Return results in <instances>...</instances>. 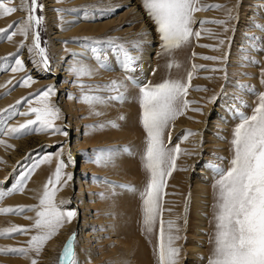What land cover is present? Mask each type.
<instances>
[{"label":"rangeland","instance_id":"obj_1","mask_svg":"<svg viewBox=\"0 0 264 264\" xmlns=\"http://www.w3.org/2000/svg\"><path fill=\"white\" fill-rule=\"evenodd\" d=\"M116 1L37 0V4L42 6V10L37 7L33 14L42 17L43 22L38 29L30 30L27 38L19 31L12 36L11 40L6 37L12 31L10 26H15L17 22L27 21L29 15L27 9L31 7V0H13L9 6L15 7L17 11L7 17H0V37H4L0 39V113L13 106L20 112H28L30 107L43 108V104L36 103L35 97L48 88L54 89V94L50 95L48 103L60 110V118L54 120L52 128L46 131L41 132L36 126H33L34 131L25 134L22 138L9 137L0 131V141H3L0 147H5L9 153L17 154L16 156L21 155L18 157L12 173L10 175L4 173V178L0 179V191L10 189L15 178L33 163L39 162L45 156L52 155L50 163L39 164V167L35 169L27 181L23 193L8 195L0 202V209L21 207L25 209L20 214H0V218L5 220H3L4 225L0 227V232L13 227L28 230L26 234L14 232L7 238L0 237V249L30 248L29 242L32 236L39 233L34 228L36 212L28 209L39 208L44 186L49 177L54 174L60 160H63L66 167L62 173L61 183L57 185L58 191L54 202L61 210L75 211L76 216L71 222H65L54 235V237L62 235L63 241L55 255H48L47 264H61V250L64 249L71 236L76 238L74 239V252L77 264H83L82 260H79L82 240L85 238L84 233L90 232L87 234L88 241L93 235L91 222L94 217L92 216L100 213L96 208L99 201L103 197L115 196V194L128 191H125L126 187H124L128 186V181L116 175L115 172L113 173L112 170L122 171V165L125 162L122 163V161L125 159L131 161L134 149L121 141H114L110 135L121 131V128L124 127L126 115L122 101L128 99L130 94L124 88L118 93L112 89L111 85L113 82H117L125 86L124 82H126L131 84L134 89L137 87L139 80L137 78H141L139 75L141 73V69H139L142 62L141 56L149 45L146 41L147 34H144L145 30H141L142 23L148 25L149 35L153 40L150 60L154 57L157 60L161 58V61L167 63L166 68L169 65L168 71H181L183 77L187 74L186 81L189 86L187 91L204 92L209 89L212 91L218 89L220 98L221 93L226 90L224 86L233 77L230 74L233 68L230 67L229 54L235 53V64L238 65L235 72L238 71L240 74L237 80L235 78L237 75L232 78L233 82L236 81V86H234L228 106L229 113L232 112L231 115L235 116L239 123H241L239 114L250 116L253 108L258 105L259 94L264 93V31L257 27V25L264 26V0H198L197 7L208 9L196 11L193 14L192 31L193 33L199 32L200 36L193 35L187 44L167 53L162 47V40L155 24L142 7V0H137V2L140 11L143 12V22L133 17L130 7L129 10L125 6L119 10L113 9ZM213 5L220 7L211 8L210 6ZM205 21L208 23L201 24ZM211 21L223 23H211ZM37 30L41 47L46 48L48 66L45 75L40 72L42 66L39 63V55L29 51L35 39L33 33ZM31 37L34 39L30 40ZM221 40L224 41L223 44L220 43ZM137 44L139 47H134ZM121 46L134 57V63L126 66ZM17 55L24 65V70L17 72L5 70L9 67L6 58H15ZM204 57L216 59H205ZM151 63L153 64L154 60ZM77 68H85L91 74L77 75L75 71ZM190 74L191 80H189ZM28 76H31L33 81L30 86H20L21 81ZM207 80H216L219 85L215 89L212 83ZM120 94L125 97L123 100L117 98ZM86 96L101 97L103 103H96L93 107L84 102ZM25 100L28 102H23ZM219 103L220 100L214 107L218 108ZM225 108L228 109V107ZM94 114L100 117H96ZM28 119H35V114L16 115L7 122V126L18 127L25 124ZM55 128L61 129V132L66 135L55 133ZM79 129L81 132L79 140L74 143L76 139L74 134ZM105 134L107 135L105 136ZM91 141L93 142L91 143ZM7 144L11 147H7ZM205 144L208 145V143ZM74 145L75 149L79 150L74 158L78 159L79 156L80 158L72 168L70 164L67 165L64 158L67 147L69 146L70 149ZM209 145L211 144L209 143ZM209 152L208 156H201V164H206L203 160L209 157L208 167L214 162L224 169L230 167L233 149L229 148L228 153L224 154L212 147ZM229 153L230 155H228ZM101 160L103 162L105 160V164L102 170H99L96 163ZM226 162L228 164H225ZM6 163L7 159L0 156V173ZM83 164L87 169L81 172ZM68 176L71 179H67ZM192 178H194V173L190 171L186 178V184L190 185ZM78 179L79 186L77 185ZM87 189H89V197ZM186 193L189 196L190 188ZM85 194L87 198L84 201ZM89 204L92 209L89 212L91 214L88 215V209L85 206ZM77 206L79 209L76 208ZM188 208V201H186L180 221L182 231H185ZM164 224L166 223L164 222ZM165 227L167 226L165 225ZM214 235L215 232L210 237L208 249L206 243L203 244L202 248L205 253H195L196 256L191 261L187 257L186 249L192 247V240H186L187 237L182 238L184 239L183 243L178 246L181 249L179 264H208L209 258L213 255ZM207 237L209 236L201 237L203 243L206 242ZM93 245L95 246L96 243L94 242ZM46 248L44 245L39 254L29 251L27 258L18 254H0V264H32L33 260L39 264L42 255L51 250ZM35 254L37 255L35 256ZM103 259L96 263L102 264L101 260L103 261ZM91 264L95 263L91 262Z\"/></svg>","mask_w":264,"mask_h":264},{"label":"snow or ice","instance_id":"obj_2","mask_svg":"<svg viewBox=\"0 0 264 264\" xmlns=\"http://www.w3.org/2000/svg\"><path fill=\"white\" fill-rule=\"evenodd\" d=\"M13 0H0V17H7L17 11L11 7ZM198 0H142L148 17L153 21L156 30L162 40V47L165 52L179 48L187 44L190 38L195 35L200 36L199 32L193 33L192 23L193 14L196 11L208 10L207 8L197 7ZM37 7V0H31V7L27 9L29 15L26 22H17L15 26H10L12 31L8 33L7 39L19 31L27 38L30 30L38 29L43 22L42 17L33 13ZM211 8L220 6L213 5ZM208 23V22H201ZM211 23H223L221 21H211ZM261 31L264 26L257 25ZM227 30V29H225ZM34 43L30 52L39 55V63L45 68L48 66L46 48L41 47L39 31L34 32ZM4 37H0L3 39ZM221 44L224 41H220ZM23 47V46H21ZM139 47V45H134ZM124 54L126 66L134 63V57L121 46ZM205 59H216L214 57H204ZM9 67L5 70L17 72L23 71L24 65L17 55L15 58H6ZM36 63V61H33ZM77 75L84 73L91 74L85 68L75 69ZM191 80V74L189 75ZM31 76L26 77L20 86H30ZM11 83V81H9ZM112 89L120 93L125 86L113 82ZM187 86L179 80H166L156 86H140L139 103L142 108V126L147 134L146 147L143 154L144 168L149 173V180L146 187L140 192L143 211L144 224L146 231L152 233L162 212V193L166 186V178L171 176L176 168V160L181 153L177 145L174 149H167L164 143L165 130L188 107V101L184 99L187 93ZM206 90V89H198ZM10 94V93H9ZM54 94L53 88L43 90L35 97L37 104H43V108L30 107L28 112L17 111L15 106L0 113V131L9 137L22 138L25 134L34 131L33 126L43 132L52 128L53 121L60 118V110L52 107L48 103V98ZM123 100L125 97L120 94L117 97ZM23 102H28L27 100ZM84 102L95 106L96 103H103V98L86 96ZM21 103V102H17ZM199 111V109H197ZM35 114V119H28L25 124L18 127H9L7 122L16 115L29 116ZM241 123L235 128L233 133V158L230 167L224 169L212 164L218 179L214 187L217 190L215 213L216 231L214 235L213 255L209 258L208 264H264V93L259 94L258 105L253 108L252 114H239ZM113 126H116L113 124ZM54 132L62 133L61 129L55 128ZM189 135H195L189 133ZM186 137L182 138L185 139ZM3 143V141H0ZM11 147V145H6ZM52 155L43 157L39 162L33 163L27 170L20 173L10 189L0 191V202L8 195L23 193L27 181L34 173L39 164L50 163ZM66 167L63 160H60L54 174L49 177L44 186L43 195L39 201V208L28 210L36 212L34 228L38 230L37 235L31 238L30 248H8L0 249V254H18L27 258L29 251L39 254L45 242L52 238L65 222H71L76 216L75 211L61 210L55 201L57 185L61 183L62 173ZM67 179H71L70 176ZM126 190L136 192L133 186H124ZM24 208L0 209V214H20ZM180 228L174 221H160L157 255L159 264H179L181 249L176 245L181 237L173 234ZM28 230L13 227L0 232V237H5L11 233L26 234ZM74 237L64 247L61 264H77L74 252ZM32 264H36L33 260Z\"/></svg>","mask_w":264,"mask_h":264},{"label":"bare ground","instance_id":"obj_3","mask_svg":"<svg viewBox=\"0 0 264 264\" xmlns=\"http://www.w3.org/2000/svg\"><path fill=\"white\" fill-rule=\"evenodd\" d=\"M122 6L127 7V9L130 7L133 17L143 22V12L140 11L137 0H117L113 9L119 10ZM142 24L141 30H145L144 34H147L146 41L149 45L146 51H144V54L141 56L142 62L139 65L141 67L139 68L141 69V73L139 74L141 78H137L139 80L137 81L138 84L135 89L131 87V84L124 82V89L130 94L128 99H124L122 101L126 115L125 124L124 127L121 128V131H117L112 136L110 135L114 141H121L122 143H125L126 146H131L135 151V153L132 151L134 155L132 156L131 161L125 158V160L122 161V163L125 161L122 165V171L114 169L112 171L122 179L128 181V186L135 187L137 191L134 193L125 190L127 193L121 192L110 197L105 195L106 197H103L99 201L96 208L100 213L96 216H92L94 217L91 222L93 235L91 236L90 241H88L89 237L87 234L90 232L87 234L84 233L85 238L82 240L79 260H82L81 262L83 264H91V262L97 264L96 262L102 258H104L103 261L101 260L102 264L103 262L104 264H120V261L121 264H126L127 262L128 264H159L156 249L159 242L158 236L161 220L166 223V226L168 221H174L175 225L180 228L178 233H176L173 229V234L181 237L178 241H176L175 246H181V243H183L184 240L182 238L184 237H187V239L185 238L186 240H192V247L186 249L188 254L187 257H189L190 261L195 258V253H205L202 248L203 244L206 243V248L208 249L210 237H212L216 231L215 213L217 209L215 208V204L217 202V190L214 185L218 177L213 169L207 165L209 157H204L205 159L203 161L206 164H201V156H208L212 147L224 154L228 153L229 148L233 149V145L231 143L233 140V133L235 128L240 124L239 121H236L235 116L231 115L232 112L229 113L228 106L230 101L229 99L232 97L234 91V86H236V81L233 82L234 79L232 81V78L234 75H237L235 77L237 80L240 74L238 71L235 72L238 66L235 64V53L232 52V55L231 53L229 54V58H231L230 67L231 69L233 68V71L230 69L232 71L230 74L233 75V77L228 81V84L224 86L226 90L221 93V97L219 98L220 93L218 92V89L216 91L209 89L204 92H196L195 90L187 91L184 99L188 101V107L185 108L183 110V114L179 115L170 124L169 128L165 130V147L167 149H174L178 145L181 149V153L178 155L176 160L175 170L172 171L171 176L166 178V186L163 189L161 199L162 212L160 217H158L155 231L149 233L146 231L144 224L143 203L140 195V192L144 190L149 180V173L144 168L143 161L147 134L142 126V108L139 103L141 95L140 86H156L166 80H179L183 82L187 88L189 86L186 81L187 74L183 77L181 76L183 73H181V71H168L167 68H169V65L166 68L167 63L165 61H161V58H158L157 60L154 57L152 58L154 63H151L152 60H150V55L153 51L151 46L153 40L151 35H149L150 29L148 25H145L144 23ZM33 39L34 38L32 37L30 38V40ZM41 66V74H47V69L43 64H41ZM181 68L183 69V67ZM207 82L212 83V86L215 89L219 85L216 80H207ZM217 95L218 97H216ZM219 100L220 103L218 104V108H215L214 106ZM225 107H228V109ZM197 109H199V111H197ZM106 110L109 109L106 108ZM94 116L100 117L97 114H94ZM80 133L79 129L74 134V137L76 138L74 143L79 140ZM189 133H194L195 135H189ZM106 135L107 134H105V136ZM184 137L186 138L182 139ZM92 142L93 141H91V143ZM205 143H208V145ZM209 143L211 145H209ZM68 147L66 149L64 159L66 160L65 162L67 165L70 164V167L73 168L77 160L79 161L80 156L78 159L74 158L77 156L76 153L79 150L75 149V145L70 149ZM114 147L116 146L114 145ZM0 152V156H4L7 159L6 165L3 164L4 169L1 172L2 174L0 173V179H3L4 173L8 175L12 173L13 167L16 165L15 163L21 155L16 156L17 154L14 155L13 152V154L9 153L3 146L0 147ZM230 153L228 155H230ZM104 164L105 160L104 162L101 160L96 163V166L99 170H102ZM214 164L216 165L217 163L214 162ZM225 164H228V162ZM86 169L87 168L83 164L81 172H84ZM190 171H193L194 178L191 179L189 185L186 184V178H188ZM79 179L77 184L78 186ZM189 188L190 194L187 196L186 192L189 191ZM88 191L89 189L86 190L89 197L90 194ZM86 198L87 196L85 194L83 197L84 201ZM186 201H188L189 212H186L187 218H185V231H182L180 221L182 219L181 214ZM85 207L88 209V215L91 214L89 213L92 209L90 204ZM76 208L79 209V206ZM80 209L83 210L82 208ZM3 220L0 218V227L4 225ZM211 232H213V234H211ZM205 235H208L209 237H207L206 242L203 243L201 240L203 238L201 237H204ZM70 239L71 238H68V242ZM62 241V235L56 236L53 239L50 238L46 241V249L50 248L51 250L42 255L43 257L41 261L39 259V264H47L48 255H55ZM94 242L96 243L95 246L93 245ZM62 250L61 252L63 253ZM36 255L37 254H35V256Z\"/></svg>","mask_w":264,"mask_h":264},{"label":"water","instance_id":"obj_4","mask_svg":"<svg viewBox=\"0 0 264 264\" xmlns=\"http://www.w3.org/2000/svg\"><path fill=\"white\" fill-rule=\"evenodd\" d=\"M73 238V236L71 237V239ZM61 257H62V255H61Z\"/></svg>","mask_w":264,"mask_h":264}]
</instances>
